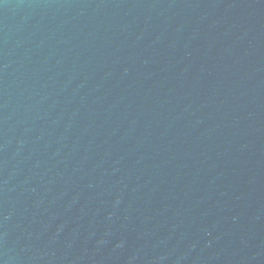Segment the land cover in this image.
<instances>
[{"label":"water","instance_id":"1","mask_svg":"<svg viewBox=\"0 0 264 264\" xmlns=\"http://www.w3.org/2000/svg\"><path fill=\"white\" fill-rule=\"evenodd\" d=\"M0 264H264V0H0Z\"/></svg>","mask_w":264,"mask_h":264}]
</instances>
